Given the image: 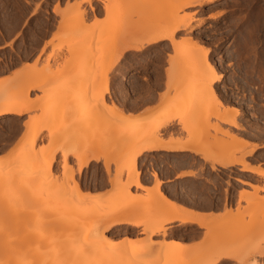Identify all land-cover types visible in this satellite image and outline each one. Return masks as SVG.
I'll return each instance as SVG.
<instances>
[{"label":"rangeland","instance_id":"rangeland-1","mask_svg":"<svg viewBox=\"0 0 264 264\" xmlns=\"http://www.w3.org/2000/svg\"><path fill=\"white\" fill-rule=\"evenodd\" d=\"M111 1H30L33 13L40 15L37 18L43 19L39 22L42 28H53L50 27V19H59L56 31L48 42L55 55L49 56L50 51L46 54L45 50L42 51L31 64L30 71L16 74L0 84V93L3 95L20 89V94L14 98L4 97L7 102L19 105L26 104L30 99L40 100V106L27 112L29 118L26 124L39 128L44 126V123L56 132L54 142L49 144L48 139L44 137L48 130H43L36 142L35 151L27 155L49 156L54 150L57 151L51 166L52 172L45 178H41L39 174H30L29 170L33 166L31 164H9L7 157L11 152L0 156V244L10 247L15 258L34 259L43 254L53 258L57 255L58 261L70 258L71 262H84L96 258L99 262H114L116 257L119 262H126L137 247L148 244L146 235L144 239H140L141 235L130 229L102 232L100 228L96 232L103 236L99 234L95 237L93 234L96 226L102 225L103 220L110 217L114 209H120L128 200L126 192L118 193L113 183L118 180V164H127L136 149L144 144V140H133V136L143 130V133L147 131L151 134L155 127H165L170 121L176 120L180 130L186 133V137L179 140L192 136L198 138L199 141L191 139L190 149L197 150L202 158L208 146L207 140L210 142V154L213 158L226 151L233 155L232 157L241 158L255 145V151L250 156H244L243 160L246 164L248 158L253 157L264 161V0H217L189 8H182L187 0H117L115 7L118 8L115 10L119 14L129 9L135 12L118 22L106 16L111 10L108 11L103 6L109 5ZM6 2L17 9L23 0ZM53 3V17L47 16V11ZM116 11L112 13H117ZM80 12L84 13L82 19L78 18ZM89 12L92 14V21L87 24ZM16 13L18 14L17 11ZM187 16L190 19L187 20L188 24L175 35L190 36L194 43L198 42V47L189 43L190 50L176 53V46L186 41L185 37L179 40L174 37L172 43L164 42L147 47L145 45L141 52H125L117 74H98L102 67L109 65L124 51L126 45L134 46L140 42L143 44L147 38L153 36L152 32L156 35L158 26L168 23L172 17L187 19ZM171 23L168 29L161 31L167 32L177 26L176 23ZM188 26L193 27L190 33ZM123 40L129 41L122 43ZM204 50H208L206 59L202 57L205 55ZM163 60L167 63L166 93L162 97L164 103L155 114L150 112L148 116L139 119L127 117L125 105L140 93L135 79L125 81L130 77L127 74L137 70L147 71ZM183 61L184 64L180 65ZM209 67L222 69V78L225 72L232 73L230 79H227V86H223L221 90L223 103L219 101L220 94L215 89L216 100L211 99V94L203 92L209 76H203L202 72ZM57 77L64 79L45 84L47 80L50 82ZM143 77L149 78L150 75ZM117 80H121V84L116 88L111 86L112 82ZM182 80L192 84L189 95L195 94L198 99V103L190 106L186 113V117L190 119L189 129L184 128L178 115L171 112L172 103L180 99V96L173 97L176 89L172 86ZM25 82H30L29 86L37 82L45 85L40 90H30L31 86H23ZM21 85L24 88L21 89ZM110 89L120 92L119 102L123 107L115 104L118 99L114 97L110 99V105L105 102V107L100 106L99 96H106ZM31 91L39 92L40 95L31 98ZM48 92L60 98L62 93L67 92L72 96L67 102L55 96L52 107L43 111L41 103ZM113 109L138 125L130 131L120 130L121 127L112 122L110 117ZM20 121L16 120L14 125L0 123V136L5 138L9 125L19 127ZM23 135L24 132L19 142L23 141ZM114 135L120 136L114 138ZM158 136L163 139L161 133ZM232 137L243 139L241 141H246L249 147L232 142ZM215 138L221 142L215 143ZM100 142L103 146L97 147ZM91 153L100 154L103 162H109V166H105L109 167L108 171L104 169L109 186L86 185V169L95 163L94 161L78 173V162L74 157H89ZM64 158L67 160L65 175L62 162ZM103 162H96L99 170L94 174L102 172L100 168H104ZM206 162L211 163L212 167L218 165ZM137 170L140 174L138 161ZM122 171L120 179L124 183L127 177L125 171ZM72 177L80 184L82 192L85 193H82L84 197L81 195L80 198L72 190ZM133 189L136 188H131L130 196L134 200L140 197L138 201L140 206L142 205L138 207L139 212L136 211L139 214L146 204L151 202L145 203L142 198H145L146 194L139 195L137 191L133 192ZM261 192H264V186L255 188L252 194L246 192L249 197L242 192L240 201H245L246 206H239L234 212L231 210L234 216L222 214L221 218L202 223L205 233L199 243L184 246L167 242L166 240L178 236L168 234L166 230L165 237H154L151 241H155L157 245H171L168 258L170 260H167L169 262L158 264H204L224 253H227L230 259L225 260L223 264H264V197L260 195ZM157 199H153L150 205H159L161 208V201ZM152 213V223L166 216L163 212ZM53 233L61 238L46 241L45 237ZM190 237L193 239L196 236ZM159 238L162 240H157ZM139 254L144 256V253Z\"/></svg>","mask_w":264,"mask_h":264},{"label":"crops","instance_id":"crops-1","mask_svg":"<svg viewBox=\"0 0 264 264\" xmlns=\"http://www.w3.org/2000/svg\"><path fill=\"white\" fill-rule=\"evenodd\" d=\"M30 1L23 0L22 4L15 9L6 0H0V84L10 80L16 74L27 73L31 69V64L42 51L45 50V54L50 51L48 42L56 31L59 19H56V21L50 19V27L53 28H42L39 22L43 19L37 18L40 15L33 13V5ZM54 4L47 11V16L53 17ZM88 16L87 24L92 21L90 12L87 14ZM175 37L179 40L185 36L175 35ZM166 68V60H163V62L160 61L154 64V67H150L147 71L137 70L127 74L130 77H127L125 81L130 82L135 79V84L140 87L139 95L132 102L125 105V115L127 117L142 118V113L146 109L154 114L158 112L159 108L157 107H159L160 101L166 93ZM119 69L121 68L118 66L111 74H117ZM221 70L218 67L214 68L216 74H221ZM136 75L142 76L136 78ZM144 75H150V77H143ZM231 75L230 71L225 72L221 82H215L213 85L214 89L220 94L222 103L221 90L223 86H227V79H230ZM119 84H121V80L112 82L111 86L116 88ZM116 91H113V89L109 91L105 96V102L110 105V99L114 97L118 99L115 104L123 107L122 103L119 102L121 94ZM30 94H32L31 98L40 95L36 91H33V93L31 91ZM224 106H226V103H224ZM28 118L29 114L27 112L20 117L14 115L0 117V123L7 122V124L13 125L17 123L16 120H21V126L10 127L9 125L6 129L5 138L0 136V156L9 154L12 148L20 143V138L25 130L24 124ZM161 135L165 141H168L170 137L174 140L186 137V133L180 130L176 120L170 121L163 127ZM248 142L255 143L254 141ZM247 164L249 168L245 170L239 164L230 167L220 165L212 167L211 163L206 162L199 153L190 148L175 152L152 150L144 152L138 158L139 180L143 188L133 189V192L137 191L139 195H145L147 191H151L150 193L155 192L156 179L160 181L159 192L165 196L168 205L174 206V215L191 217L194 214L198 220L195 222L187 221V219L182 221L173 220L167 223L166 232L171 235H179L182 238L177 237L166 241L175 244V241L178 240L184 246H191L202 240L205 233L202 223L220 217L225 211L232 210L234 212L239 206L245 207L246 202L240 201L242 192L252 194L255 188L264 186V175L253 172L255 168L263 171L264 161L253 157L248 158ZM97 169L99 170L96 162L86 169L88 171L86 185L109 186L104 168L101 166L100 171L102 172L96 175L94 172ZM90 194H94V192H90ZM260 195L264 197V192H261ZM136 214L133 217L134 220L138 219V213ZM125 228L140 234V239H144L147 234V228L144 226L139 228L128 226V228ZM192 235L196 237L192 239L190 237ZM157 240L161 241L162 238Z\"/></svg>","mask_w":264,"mask_h":264},{"label":"bare ground","instance_id":"bare-ground-1","mask_svg":"<svg viewBox=\"0 0 264 264\" xmlns=\"http://www.w3.org/2000/svg\"><path fill=\"white\" fill-rule=\"evenodd\" d=\"M89 1L90 0H80L79 3H84V2H89ZM116 1L117 0H112L109 5L103 6L105 9L111 10L110 13L106 15L108 17V19L118 22L119 20L122 21L123 19L127 18L131 14L135 13L134 10L130 11V9H129L128 11L119 14L116 11L118 6H116L117 8L115 7ZM215 1H217V0H187L183 4L182 8L201 6V5H204L207 3H212ZM263 3H264V1H263ZM115 8H116V10H115ZM115 11L117 13H112ZM83 15H84V13L80 12L78 14V18L82 19ZM121 18H123V19H121ZM172 18L169 20V22H168L169 24L165 23L168 25L163 24L165 26H163V25H162L163 27L161 25H160V27L158 26L156 28L157 33L155 32L156 35H154V32H152L153 36L147 38L143 44H141L142 42H140V44H134V46L132 44L126 45L124 48V51L122 53H120L117 57H115L114 60L109 65H105L104 67H102L101 68L102 70L99 71L98 74L102 73V74L109 76L121 64V61L123 59V55L125 52H128V51L129 52L134 51V53L135 52H141L143 50V48L145 47V45H146V47L147 46H153V45L159 44V43L164 42V41H168V42L172 43L174 40L176 32L183 30V27L188 24L187 20L189 19L188 16H187V19H186V17L185 18L184 17H182V18L172 17ZM170 23L172 25H174L176 23L177 26L174 29L167 31V32L161 31L163 29H168ZM192 31H193V27L188 26V32L190 33ZM161 32H163V33H161ZM128 41L123 40L122 43L128 42ZM184 41H186L188 44H186V42L178 44L176 46V53L186 52V51L190 50L189 46L191 44H192L191 46H193L194 42L192 41L190 36L185 37ZM189 43H190V45H189ZM196 43H198V42L196 41ZM196 43H194V44H196ZM196 46H197V44L194 47H196ZM207 51L208 50L205 51V55H204V52H202L204 56H202V55L201 56L203 58H205L206 56L208 57ZM200 53H198V54H200ZM51 55H55L52 48H51L50 53H49V56H51ZM183 64H184V61L180 63V65H183ZM202 75L203 76H209V80H208L207 84L204 85L203 92L211 94V96H212L211 99L216 100L217 97H216V93L214 91L213 85L215 82H221V80L223 79L221 77V74H216L214 69L209 67L205 72L204 71L202 72ZM202 75H201V77H203ZM60 79H64V77H61V78L57 77L56 79H54L50 82H49V80H47L45 82V84H50V83L55 82V81L60 80ZM29 84H30V82L27 84L25 82V84H23V86L24 85L29 86ZM45 84L40 83V82L33 83L32 85H30L31 86L30 90H40L43 87V85H45ZM191 85L192 84L190 82L182 80L180 82L178 81L176 84H173V86H172V87H175V89H176V90H174L175 92L173 94V97L174 96H180L179 97L180 99H178L177 101H174L172 103L171 112L178 115V117L180 118L179 122L186 129L188 128V125L190 124L189 123L190 119L186 117V113L190 110L189 109L190 106L198 103L197 97L194 96L195 94L191 93L192 95H189L190 89H191V87H193ZM20 87H21V89L24 88V87H22V85ZM1 93H0V117L12 116V115L20 117L24 113L28 112L29 110L36 108L37 106H40V104H38L40 102V100H38V99L37 100L36 99H30V101H27L26 104H24V105L15 104L14 102L13 103L7 102V100L5 99V98H7L6 96H8V98H11V96H12V98H14L18 94H20V89H18V88H17V90L13 91L12 93L3 94L4 96ZM55 96L54 95L52 96V94L49 92L46 93V95L44 96V99L41 103V110L47 111L48 109H50L52 107V104H53L52 100ZM71 96H72V94L70 92H67L65 94L62 93L61 98L57 97V96L56 97L60 98V100H62V98H63L65 100V102H67L68 98H70ZM173 97H170V98L172 99ZM105 99L106 98H105L104 94H101L99 96L98 100H99L100 106L105 107V101H106ZM219 101H220V99H219ZM162 103H164V101L161 100L159 106ZM206 103H207V101H206ZM157 108H159V107H157ZM144 111L145 112L142 113L143 117L148 116L150 114V110L147 111V109H146ZM240 111H241V109H240ZM110 117L112 119V122H115L116 124H118L121 127L120 130L130 131V129L132 127L134 128V126L138 125L137 122H133L131 120H128L127 118H125L121 114L117 113L116 109H113L112 113L110 114ZM140 120H142V119H140ZM26 123H28V121ZM26 123L24 124L25 130H24V135H23V141L16 144V146H14V148H12V151H11L12 154L8 155L7 161L10 162L9 164H19L22 162H25L27 164H31L33 166L29 170V173L32 175L33 174H39L41 178H45L47 176H50V174L52 172L51 166L53 165V162L55 160L57 150H54L49 156L39 155L38 157H34V156H28L27 154L35 151L36 142L40 139V134L43 130H45V131L48 130L47 134L44 137L48 139L47 141L49 144L54 142L55 137H56V132L51 130L47 126H45L44 123H42V125H44V126H41L39 128H35V127L32 128L31 126H28V124H26ZM239 126H237V127L239 128ZM162 128H163V126H157L154 128V130H153V132H151V134H150V132H147V131H146V133H143L144 132V130H143V132H140L138 135L133 136L134 141L141 139V140H144V144L141 147H139L138 149H136L132 158L130 159V161L127 164H118L117 169H116V170H118L117 171L118 172L117 173V176H118L117 179L118 180L116 182L114 181V183H113V186H115L118 189V193H120L122 191L126 192V194L128 196V197L126 196V198H128V200L126 201V203L124 205H122V207L120 209H114V211H113V213H111L110 217L104 219L103 222L101 223L102 225L96 226L95 229L93 230V234L95 235V237H98L99 234H101V233L96 232V231L99 230L100 228H101L102 232H106V231H109V230H112L115 228H123L124 227V229H126L125 227L128 228V226L129 227L132 226L133 228H139L141 226H144L147 228L146 229V231H147L146 239H147L148 244H146L145 246L137 247L135 250V253L132 254L127 259L126 262H119L118 258H116V257L114 259V262H99L96 258H93L90 261L86 260L84 262H71L70 258L67 260L63 259V260L58 261V260H56V259H59V258H57V255H54V258H53V257L46 256L43 254H39L34 259H33V257L32 258H15L10 251L11 250L10 247H8L7 245H1L0 244V264H158L160 262H169L167 260H170L168 258L170 256V252H171V245L168 243H163L161 245H157L155 241L153 242L151 240L155 236H158V235L165 237L166 226H164V225L172 222L173 220L182 221V220L187 219V221H190V222H195L198 220L196 219L194 214H192L191 217L190 216L188 217L186 215H174V206L168 205V203H167L168 201L166 200L165 196L158 191V189H159L158 186H159L160 181H157V179H156L157 185L155 187L156 193L152 192V194H151L150 193L151 191H147L146 197L145 198L141 197V198H142V200L143 199L145 200V203L146 202L152 203L153 199L155 200V199L159 198V200L161 201L160 204L162 205V206L160 205L161 208H159V205L157 207L156 206L152 207V205H150L151 203L146 204V206L142 209L143 211L138 214V219L134 220L133 219L134 215H137L136 211H138V209H140L138 207H141L142 205L140 206L141 203L138 201V200H140L139 199L140 197L139 198L137 197V199L134 200L133 197L130 196V194L132 193L131 188H136V189H142L143 188L141 185V182L139 180V177H138L139 174H138V170H137V161H138V158L144 152H148V151H152V150H154V151H157V150H159V151H174L175 152V151L185 150L186 148L187 149L191 148V146H190L191 139L194 141L195 137H193V136L188 137L186 140H178V139L174 140V139L170 138L168 141H165L164 139H162L161 137L158 136V134L161 133L160 131ZM117 136H120V135H114V138H116ZM217 139L218 138H215L214 142L219 144L221 142V140L220 139L217 140ZM195 140L199 141L198 138H195ZM241 140H243V139H241ZM241 140H239L235 137L231 138L232 142H236L237 144H240V145L242 144L244 147H249L247 145V143H245L246 141L243 142ZM206 142H208V143H206V144H208V146H207L205 152H203L204 154L202 153L204 155V157H203L204 160L210 161L213 164H218L222 167H230V166L239 164L242 166L243 170L249 168L248 167L249 165L245 163V161L243 160V157L244 156L245 157L250 156L255 151V149L257 147V146L255 147V145L250 147L247 150V153L243 157L241 156V158L235 157V156L232 157L233 155H231V154L229 155V152H227V151L222 152L221 155H219L217 157L214 156V158H213V156H211V154H210L211 153L210 152V146H209L210 142L207 140H206ZM97 145H98L97 147L103 146V144H101V142L98 143ZM97 147H96V149H97ZM42 150L43 149H41V151ZM194 151H196L198 153L197 150H194ZM94 153H96V152H94ZM74 159L78 162V173H80L81 169L87 167L89 165V163L92 161L103 162V160H101L100 154H92V153L89 157L80 156V157H74ZM62 162H63V170L65 169L63 171V173L65 175L66 166H67L66 158H64L62 160ZM103 163H104V169H106L108 171L109 167L106 168L105 166H109L108 165L109 162L106 161ZM251 169H253V168H251ZM255 169H254L255 171L253 170V172H255L257 174L264 175V170L262 171V170H259L257 168H255ZM122 170L125 171L124 174L127 177V180L124 183L120 179L121 174H122L121 172H123ZM154 176H156V175H154ZM72 180H73L72 190L75 193H77L80 197L83 193L82 192L83 190H81V186L77 180H74L73 177H72ZM83 194H85V193H83ZM244 195L247 196V193L244 192ZM84 196L85 195H82V197H84ZM135 203L139 204V205L137 206ZM165 203H167V204L164 207ZM170 206H172V207H170ZM251 208L253 209V207H251ZM159 209H161L162 211ZM254 210H256V209H254ZM153 211H155V214H156V212H159V213L163 212L166 214V216H164L162 219H160L158 221L155 220L152 223L150 216H151V214H154V213H152ZM234 215L235 214L233 212H231V210L225 211V213L223 214V216H234ZM220 218H221V216H220ZM14 234L16 235V233H14ZM101 236H103V235L101 234ZM174 236H172V237H174ZM177 236L179 238V235H177ZM59 238H61V237H59L58 235L53 233V234H51V236H46L45 240L46 241H55V240H58ZM16 240L18 241V238H16ZM175 244L176 245H179V244L182 245V243L178 240L175 241ZM139 253H144V256H141V254H139ZM229 259H230V256L227 253H224V254L217 256L214 259L212 258L209 262L205 261L206 263H204V264H223L225 260H229ZM251 263L255 264V262H251Z\"/></svg>","mask_w":264,"mask_h":264}]
</instances>
